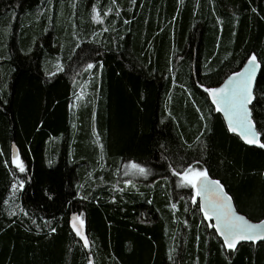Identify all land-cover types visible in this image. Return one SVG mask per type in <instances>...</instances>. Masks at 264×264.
<instances>
[{
    "label": "trees",
    "instance_id": "obj_1",
    "mask_svg": "<svg viewBox=\"0 0 264 264\" xmlns=\"http://www.w3.org/2000/svg\"><path fill=\"white\" fill-rule=\"evenodd\" d=\"M252 55L264 143V0H0V264H264V241L224 246L180 176L206 170L264 219V148L205 91Z\"/></svg>",
    "mask_w": 264,
    "mask_h": 264
},
{
    "label": "snow or ice",
    "instance_id": "obj_2",
    "mask_svg": "<svg viewBox=\"0 0 264 264\" xmlns=\"http://www.w3.org/2000/svg\"><path fill=\"white\" fill-rule=\"evenodd\" d=\"M113 3H115V0H113ZM92 19L96 23L103 22L99 11L95 7L93 8ZM88 67L92 68L93 66L88 65ZM260 67L261 65L257 61V57L252 55L247 60L243 71L234 73L221 87L205 89V91L212 97V101L216 105V110L225 112L228 116V127L230 131L237 132L238 129H243L241 135L246 143L258 144L261 148H264V143H261L259 140L260 134L253 130L254 125L250 119L248 108V105L255 98L253 95V83L257 70ZM13 163L17 165L20 172L25 171L22 162H19L18 158H14ZM131 168L137 170L140 174L145 173V169L136 164H132ZM183 179L196 189L197 196H201L202 192L215 194V199L206 197V203L201 210L207 219L215 217L217 223L213 227L216 228V231L223 238L224 246L227 249L235 250L236 245L242 240L264 241V233L260 232L264 221L250 223L244 216L237 214L236 209L232 205V198L224 192L223 185L219 181H208L206 170L197 171L189 167L184 172ZM197 180L203 182L202 188L197 187ZM20 186L23 187V184L21 183ZM172 207L175 208V205ZM77 222H79V228L77 227ZM82 227L83 220L81 217H73V228L76 230L77 235L81 236L84 240L85 246H88V240L81 230ZM53 231L55 230L53 229ZM89 264H92V262L89 261Z\"/></svg>",
    "mask_w": 264,
    "mask_h": 264
},
{
    "label": "water",
    "instance_id": "obj_3",
    "mask_svg": "<svg viewBox=\"0 0 264 264\" xmlns=\"http://www.w3.org/2000/svg\"><path fill=\"white\" fill-rule=\"evenodd\" d=\"M246 64H247V62L246 63H244V65L241 67V69L238 71V72H241V71H243V69L245 68V66H246ZM237 72V73H238ZM259 74H260V69H258L257 70V73H256V77H255V80H254V83H253V95H254V89H255V85H256V82H257V80H258V77H259ZM233 74H231V75H229L224 81H223V83H221L219 86H217V87H215V88H219V87H221L226 81H227V79L230 77V76H232ZM209 96H210V94H209ZM210 98H211V100H212V97L210 96ZM213 102V101H212ZM216 106V105H215ZM250 104L248 105V108H249V112H250V119H251V121H252V114H251V110H250ZM220 112V114H221V117H222V119H223V121H224V123H225V125L228 127V116L226 115V113L225 112H222V111H219ZM253 123V122H252ZM254 125V124H253ZM228 129H229V127H228ZM254 132H256V133H258L257 132V130H256V128H255V125H254ZM232 132V131H231ZM243 132V129H238V131L237 132H232L233 134H235L244 144H248V143H246L245 142V139L243 138V136L241 135V133ZM250 145H254V144H250ZM18 151H17V148H16V146H15V144H12V158L14 159V158H18ZM208 181H216V180H214L213 178H211V177H209L208 176ZM197 187H203V182L201 181V180H197ZM195 192H196V189H195ZM224 192H225V190H224ZM226 193V192H225ZM228 195V194H227ZM229 196V195H228ZM198 197V200H199V202H200V205H201V207H203L204 205H205V203H206V197H210V198H212V199H215V194L214 193H211V192H208V193H203L202 192V195L201 196H197ZM232 205H233V207L236 209V212H237V214H239V215H241V216H244L250 223H260L261 221H264V219L263 220H261V221H253V220H250V219H248L244 214H242L241 212H239L238 210H237V208L235 207V204H234V202H233V200H232ZM76 215H72L71 217L73 218V217H75ZM211 220H212V222H213V225H215L217 222H216V219H215V217H212L211 218ZM77 226H78V228L80 227L79 226V224H77ZM215 228V227H214ZM216 229V228H215ZM260 232L261 233H264V225H262L261 226V229H260ZM223 239V238H222ZM244 241H247V240H242V241H240L237 245H239L240 243H242V242H244ZM258 241H260V240H258ZM258 241H252V242H258Z\"/></svg>",
    "mask_w": 264,
    "mask_h": 264
},
{
    "label": "rangeland",
    "instance_id": "obj_4",
    "mask_svg": "<svg viewBox=\"0 0 264 264\" xmlns=\"http://www.w3.org/2000/svg\"><path fill=\"white\" fill-rule=\"evenodd\" d=\"M19 161V160H18ZM20 162V161H19ZM131 165H132V163H129L128 165L127 164H125L123 167H124V173H125V177H126V175L127 176H134V175H136V174H139V172L137 171V170H135V169H132L131 168ZM189 168V167H188ZM188 168H186V169H183V171H182V173H181V178H182V180L184 181V179H183V174H184V172L188 169ZM194 170H197V171H203V170H198L197 168H193ZM189 175H191V174H189ZM186 182V181H185ZM187 183V182H186ZM193 190H194V188H193ZM196 194V192H195V190H194V193H193V195H195ZM77 224H79V222H77ZM80 226V225H79ZM78 227V226H77Z\"/></svg>",
    "mask_w": 264,
    "mask_h": 264
}]
</instances>
